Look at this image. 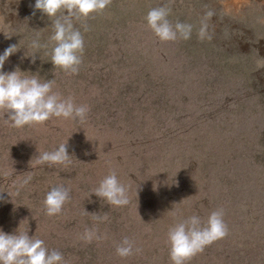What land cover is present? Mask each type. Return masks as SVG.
I'll list each match as a JSON object with an SVG mask.
<instances>
[{"label": "rangeland", "instance_id": "374dc122", "mask_svg": "<svg viewBox=\"0 0 264 264\" xmlns=\"http://www.w3.org/2000/svg\"><path fill=\"white\" fill-rule=\"evenodd\" d=\"M34 3L0 0V28H13L10 36L0 31V53L18 45L3 71L54 79V91L90 111L83 125L54 117L17 129L0 110V229L28 231L61 251L66 264H172L165 225L194 214L206 221L222 208L228 235L188 264H207V257L264 264V0H112L77 25L85 39L77 75L54 71L50 46L35 63L27 56L35 51L27 47L31 40L46 43L52 33V21ZM161 5L171 8L173 23L193 25L190 39L155 36L146 16ZM202 23L211 39L199 38ZM67 141L70 171L31 167L38 148ZM106 161L129 187L127 206L90 196L109 174ZM29 171L32 181L16 195L13 181ZM57 183L71 187V200L49 217L43 199ZM86 229L101 238L86 242ZM124 237L141 252L119 257Z\"/></svg>", "mask_w": 264, "mask_h": 264}, {"label": "clouds", "instance_id": "9594fccd", "mask_svg": "<svg viewBox=\"0 0 264 264\" xmlns=\"http://www.w3.org/2000/svg\"><path fill=\"white\" fill-rule=\"evenodd\" d=\"M112 3V0H35L34 9L40 10L51 21L52 33L46 43L38 38L31 40L28 48L35 51L31 55L32 62L36 61V53L40 49L47 52L50 61L56 69L68 75L79 74L85 52L84 35L78 27L81 22H87L101 14ZM171 8L161 5L151 8L146 16L147 26L161 42L188 40L192 36L193 25L170 19ZM211 15V13H209ZM0 28L7 35L10 24ZM13 29V28H12ZM87 31V28H84ZM201 40L211 39L208 25L202 23L199 29ZM10 36V35H9ZM18 51V45H10L0 53V110L8 114L6 122H11L13 128H24L42 125L52 118L75 120L83 125L87 120L90 108L86 104L77 105L71 96L63 97L59 91H54V79L41 80L37 74L26 75L19 69L4 72L6 61ZM39 151L35 163L31 167L47 165L49 168L58 167L70 171L72 159L68 151V141L62 142L51 151ZM109 174L104 176L91 191L102 202L110 207L129 205V187L121 181L111 161H106ZM22 181H13L15 194L27 186L33 179L31 171L26 172ZM6 176L13 172L5 173ZM13 199V193L7 191ZM5 199L0 193V201ZM71 200V187L63 183L51 186L45 193L43 209L47 216L62 214L64 206ZM96 220H106V216H96ZM229 233L224 220V210L212 211L206 221L198 215L182 218L171 226L167 233L170 245L169 256L172 264H188L194 256L204 251L213 242L225 238ZM86 242L98 240L101 237L94 229H86L82 237ZM141 249L128 237L116 246V253L121 258L139 254ZM0 264H66L64 254L57 249H49L44 240L30 236L28 231L20 227L14 233L0 229Z\"/></svg>", "mask_w": 264, "mask_h": 264}, {"label": "trees", "instance_id": "16d2710c", "mask_svg": "<svg viewBox=\"0 0 264 264\" xmlns=\"http://www.w3.org/2000/svg\"><path fill=\"white\" fill-rule=\"evenodd\" d=\"M170 221V220H169ZM169 223H167L165 226H166V228H168V227H171V225H168ZM150 260V259H149ZM207 260H208V262H207V264H214V262L211 260V259H209L208 257H207ZM151 262H147L145 259H143V261H142V264H156V262L154 261V260H150ZM212 261V262H211Z\"/></svg>", "mask_w": 264, "mask_h": 264}]
</instances>
